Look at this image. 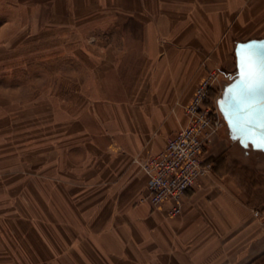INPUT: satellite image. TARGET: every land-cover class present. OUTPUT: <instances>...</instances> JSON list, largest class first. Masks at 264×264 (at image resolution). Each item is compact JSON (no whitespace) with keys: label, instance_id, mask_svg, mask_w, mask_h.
<instances>
[{"label":"crops","instance_id":"1","mask_svg":"<svg viewBox=\"0 0 264 264\" xmlns=\"http://www.w3.org/2000/svg\"><path fill=\"white\" fill-rule=\"evenodd\" d=\"M263 34L264 0H0V264H264V200L227 163L179 215L141 198L199 78Z\"/></svg>","mask_w":264,"mask_h":264},{"label":"built area","instance_id":"2","mask_svg":"<svg viewBox=\"0 0 264 264\" xmlns=\"http://www.w3.org/2000/svg\"><path fill=\"white\" fill-rule=\"evenodd\" d=\"M218 80L216 70L203 74L185 104L187 122L166 141L163 149L149 155L142 167L148 175L141 198L154 207L167 205L169 215H179L185 190L211 171L212 163L204 158L205 145L215 135L222 112L218 96L210 104V88ZM257 214L258 212L255 211Z\"/></svg>","mask_w":264,"mask_h":264},{"label":"rangeland","instance_id":"3","mask_svg":"<svg viewBox=\"0 0 264 264\" xmlns=\"http://www.w3.org/2000/svg\"><path fill=\"white\" fill-rule=\"evenodd\" d=\"M230 56L231 66L228 67L229 74L226 75V77L225 75L221 77V75H219V71L215 69L216 67L210 68V71L216 70L218 73L217 84H215V87L213 86L210 88V104H212V106L214 105L215 97L218 96L217 98L221 99L226 96V89L228 85H230L238 77L237 65H233V62H236L235 56L234 58L232 55ZM12 77L11 81L14 82ZM23 78H26L28 82L31 80V76L29 74L23 75ZM9 81V79L6 81L8 85ZM0 82H3L2 78ZM23 85L24 89L22 90H11L13 94L16 93V97L14 98H16L20 104L26 103V101L31 99L30 97L41 92L26 86V84ZM11 86H13V84H11ZM18 108L21 109L24 107L22 105H14L12 107L13 110H18ZM216 133L217 135L214 140L210 142V152H212L210 154V162L212 163V168L215 163H227L228 168L232 169L238 177L249 181L247 187L254 193V197L264 200V151L253 148L249 143L246 146L242 145L239 142L238 137H235L229 128L224 116L221 119V125ZM254 186H256V188L253 191L251 188Z\"/></svg>","mask_w":264,"mask_h":264},{"label":"snow or ice","instance_id":"4","mask_svg":"<svg viewBox=\"0 0 264 264\" xmlns=\"http://www.w3.org/2000/svg\"><path fill=\"white\" fill-rule=\"evenodd\" d=\"M237 66L239 70V92L234 97L238 110L253 108L261 91H264V42H249L237 48ZM236 115V113H234ZM238 130L244 138L256 140L264 149V136L257 137L254 128L264 129L251 115L238 119Z\"/></svg>","mask_w":264,"mask_h":264},{"label":"water","instance_id":"5","mask_svg":"<svg viewBox=\"0 0 264 264\" xmlns=\"http://www.w3.org/2000/svg\"><path fill=\"white\" fill-rule=\"evenodd\" d=\"M249 42H258V43L264 42V37L251 38L245 41L237 42L235 46L236 65H237L236 52H237L238 46L245 44V43H249ZM237 69H238V66H237ZM238 83H239V70H238V77L230 85H228L226 89V92H227L226 96L217 100L218 107L220 108L234 136L238 137V140L242 145L246 146L249 143L251 144L253 148H257V149L264 151V149L260 148L256 140H249L247 138H244L237 127L238 119L243 120L245 117L249 115H251L259 123L264 124V91H261V93L259 94V97L256 100L253 108L251 109L245 108L243 111H239L237 104L234 100V97L239 92V89L237 87ZM234 113H236V115H234ZM253 130L256 132L257 137L264 136V129L254 128Z\"/></svg>","mask_w":264,"mask_h":264},{"label":"bare ground","instance_id":"6","mask_svg":"<svg viewBox=\"0 0 264 264\" xmlns=\"http://www.w3.org/2000/svg\"><path fill=\"white\" fill-rule=\"evenodd\" d=\"M259 38V37H258ZM222 91V90H221Z\"/></svg>","mask_w":264,"mask_h":264},{"label":"flooded vegetation","instance_id":"7","mask_svg":"<svg viewBox=\"0 0 264 264\" xmlns=\"http://www.w3.org/2000/svg\"><path fill=\"white\" fill-rule=\"evenodd\" d=\"M223 115V114H222Z\"/></svg>","mask_w":264,"mask_h":264}]
</instances>
